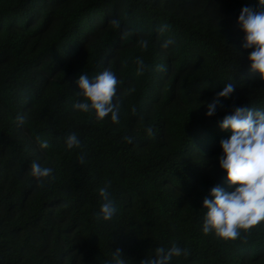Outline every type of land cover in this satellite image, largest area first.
I'll return each mask as SVG.
<instances>
[{
  "label": "trees",
  "instance_id": "trees-1",
  "mask_svg": "<svg viewBox=\"0 0 264 264\" xmlns=\"http://www.w3.org/2000/svg\"><path fill=\"white\" fill-rule=\"evenodd\" d=\"M244 7L261 6L0 0V264H114L117 249L125 264H141L173 243L189 254L171 264H264V221L235 242L202 230L210 190H235L219 164L221 141L232 135L220 122L236 107L264 110V80L250 69L253 49L242 46ZM105 69L119 81L118 124L73 107L83 100L79 76ZM229 83L235 92L208 117ZM72 133L81 146L69 150ZM33 162L55 179L41 187ZM106 182L117 208L109 221L96 218Z\"/></svg>",
  "mask_w": 264,
  "mask_h": 264
},
{
  "label": "clouds",
  "instance_id": "clouds-1",
  "mask_svg": "<svg viewBox=\"0 0 264 264\" xmlns=\"http://www.w3.org/2000/svg\"><path fill=\"white\" fill-rule=\"evenodd\" d=\"M259 4L261 6L259 10L244 7L238 17V25L244 33L242 46L245 49H253L248 56L251 62L250 69L253 73H259L261 80H264V0H259ZM110 23L116 28L120 27L118 20H112ZM168 27L165 24L158 31L163 34ZM171 43L173 41L167 40L162 46L167 48ZM140 45L146 49L148 41L142 39ZM136 64L137 75H142L145 70L144 61L137 58ZM75 82L79 86L77 94L83 97L82 102L73 105L76 110L83 113L94 112L98 121L110 115L113 123H119L121 109V99L117 95L119 81L113 71L105 69L91 79L82 74ZM235 90L236 86L233 83L227 84L207 105L206 115L214 116L221 98H230ZM18 122L22 124L23 118L18 117ZM220 127L232 131L230 138L221 141L223 155L219 158V164L227 173L228 187H235V190L226 191L220 186L210 190V195L203 200L204 209L207 211L202 230L205 235L214 234L217 239L235 242L264 221V110L236 107L233 114L223 118ZM146 132L152 136V127H147ZM125 139L128 143L133 142L131 137ZM65 143L69 150L81 146L74 133L66 137ZM40 147L47 149L49 144L42 141ZM80 162L83 163V156L80 157ZM31 176L41 187L49 180L55 179L52 168L41 167L36 162L31 165ZM110 186V182H106V185L98 190L103 202L96 215L97 220L109 221L117 212L109 192ZM188 254L187 249L173 243L168 249L157 247L155 256L144 259L141 264H171L173 257ZM122 257L120 249L113 252L114 264H125Z\"/></svg>",
  "mask_w": 264,
  "mask_h": 264
}]
</instances>
